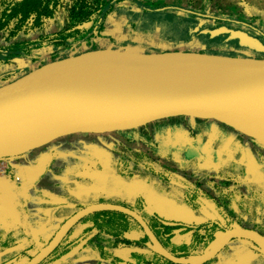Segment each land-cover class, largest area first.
Wrapping results in <instances>:
<instances>
[{"label":"flooded vegetation","instance_id":"af4514ba","mask_svg":"<svg viewBox=\"0 0 264 264\" xmlns=\"http://www.w3.org/2000/svg\"><path fill=\"white\" fill-rule=\"evenodd\" d=\"M189 5L167 2L158 9L178 11L181 16L196 11L199 16H187L184 23L189 31L188 23L201 24L190 38L204 29L225 25L264 43V22L254 25L257 15L247 27L227 22V17L201 14ZM65 16L64 11L60 27ZM151 24L161 40L156 22ZM122 32L121 42L133 38ZM152 35L134 39L150 40ZM106 37L112 36L103 34L97 39ZM18 39L37 38L21 37L20 33L10 42ZM95 45L101 47L97 41ZM84 50L90 49L76 47L52 58V48L42 47L33 51L34 61L23 57L17 64L1 65L0 74L15 70L10 81L47 61ZM233 50L264 56L246 47ZM150 125L152 130L136 136L134 128L118 131L123 139L117 145L95 142L101 146L93 147L80 142L83 146H58L34 155L35 149L29 153L33 157L21 160L25 166L14 180L25 188L14 199L18 201V211L12 216L16 225L0 228V264H29L68 218L93 204L132 210L176 256L200 253L217 231L247 229L264 237V141L217 120L193 116L167 117L140 127ZM7 216L11 218L10 213ZM147 241L143 226L127 211L93 210L81 215L57 245L33 264H178L151 250ZM254 245L258 246L254 240L233 237L202 264H240L247 261L242 256L246 252L258 254L264 261V254Z\"/></svg>","mask_w":264,"mask_h":264},{"label":"water","instance_id":"95a60500","mask_svg":"<svg viewBox=\"0 0 264 264\" xmlns=\"http://www.w3.org/2000/svg\"><path fill=\"white\" fill-rule=\"evenodd\" d=\"M202 32L211 38L226 34L224 40L264 55V43L242 29ZM173 116L214 119L264 141V56L99 47L47 61L0 84V160H14L70 134L124 131ZM100 209L130 213L143 226L147 246L174 263L202 264L233 237L254 240L253 247L264 254L263 236L233 229L215 232L200 253L176 256L132 210L93 204L68 218L29 264L46 256L81 215Z\"/></svg>","mask_w":264,"mask_h":264},{"label":"trees","instance_id":"16d2710c","mask_svg":"<svg viewBox=\"0 0 264 264\" xmlns=\"http://www.w3.org/2000/svg\"><path fill=\"white\" fill-rule=\"evenodd\" d=\"M166 4V0H0V34H5V40L8 42V44L0 45V66L9 63L17 64L23 57L34 61L33 51L47 46L52 48V58L60 52L64 53L76 47L95 49L97 47L95 42L103 35L110 18H124V30L129 37H133L118 43L125 47L137 43L143 44L134 37L143 38L142 35H151L155 27L151 24L152 22H156L158 26L162 43V36L166 34V29L170 31L172 27L175 28L174 31H177V36L180 34V37L184 36V39H187L193 32L191 29L187 30L188 27L184 26V23L188 18L199 16V14L196 11L195 13L187 11L183 12L185 16H181L178 11L158 9ZM59 9L65 11V21L54 33L41 35L37 39H18L10 42L20 33L42 30L45 21L53 19ZM261 12L256 15L260 18V22H264V10ZM140 19L148 21L144 23L139 21ZM230 21L227 20V22ZM244 22L249 23L247 20ZM170 23L172 25H169ZM193 37L198 38L204 46L230 47L232 46L230 44H233L234 48H242L237 46L235 40H223L224 36L211 38L208 33L200 32ZM109 38L112 37L102 39ZM13 71L15 70H7L0 74V81L11 79Z\"/></svg>","mask_w":264,"mask_h":264},{"label":"rangeland","instance_id":"374dc122","mask_svg":"<svg viewBox=\"0 0 264 264\" xmlns=\"http://www.w3.org/2000/svg\"><path fill=\"white\" fill-rule=\"evenodd\" d=\"M166 2L168 3H177V4H186L189 3V8H197L199 9L198 12H200L201 14H210V15H217L220 17H227L229 20H231L233 23H240L242 25H246V26H251L250 23L248 22H244L245 20L247 21H251L252 17L256 14H261V10H264V0H166ZM63 14H64V10H58V12L56 13L55 17L53 19H48L46 20L44 27H43V31L39 32V33H32V32H26L24 34L21 33V37H31V38H38L37 36H41L43 34H46L47 32L50 34V32L52 33L53 31L57 30V28L60 27V22L63 18ZM231 16V17H229ZM243 19V20H241ZM124 21V18L121 17L120 19H109L107 22V24L109 25L108 27L105 28V30L103 31V34H107V35H111L112 38L109 39H102L100 38L99 40H97V42H99V45H101V47H110L112 46L111 44L114 43L113 45L115 47H117L116 45H118L119 42H121L122 40V23ZM260 18H258L257 16H255L254 19V25H257V23H259ZM208 22H212L211 20H208ZM169 25H172V23H170ZM196 25V24H191L188 23V26H191V32H194L197 30V28L200 26ZM111 26V27H110ZM220 26H225V25H220ZM218 26V27H220ZM110 27V28H109ZM228 27V26H227ZM262 27L264 28V24L262 25ZM261 27V28H262ZM124 30V29H123ZM175 28H171L170 31L168 30V28L166 29V34L162 36V41L157 40V36H158V32H157V28L154 29L153 31V35L151 37L150 40H141L139 42L141 43H137L134 44L132 46H122L120 45L121 48L125 47V48H132V49H140L143 51H152L157 49L158 47H160V50H173V49H187V50H191L193 49H197L198 51H204V52H209V51H214L216 53H221V54H233V55H246V54H240V53H236V50H233V44H230L232 46L230 47H217V46H210L211 48L209 49L207 46H204L198 39H195L193 37H187V39H184V36L180 37L177 36L178 34L177 31H174ZM125 32V30H124ZM172 32V33H171ZM223 36V35H222ZM221 35L218 37H222ZM5 34H0V45H5L8 44V42L4 39ZM180 37V38H179ZM225 38V37H224ZM117 43V44H116ZM113 46V47H114ZM118 48V47H117ZM224 48H228L230 49L229 52H226V49ZM225 52V53H224ZM73 53V52H72ZM74 54V53H73ZM71 54V55H73ZM252 54V53H250ZM63 54H61L59 57H62ZM8 81V80H7ZM6 82V81H5ZM4 83V81H0V84ZM152 130L151 125L149 127H137L132 129V134L134 136L136 135H140L142 134L143 130ZM122 136L121 133L118 131H112V132H106V133H101V134H84V133H75V134H70L67 136H63L60 137L56 140H54L51 143H48L44 146H42L41 148H37L34 152L36 154H39V152L41 150H50V148H54V147H58V146H78L79 143L81 142L82 144L87 143L88 145L86 146H101V144H96V143H106L109 145L110 143H113L115 145H117V142H121L122 140ZM96 142V143H95ZM80 143L81 146H83ZM33 152V153H34ZM8 177H0V179H5ZM5 180H3L2 184H5L7 182H4ZM8 186L4 187L7 188ZM8 189V188H7ZM11 191V190H10ZM9 192V191H8Z\"/></svg>","mask_w":264,"mask_h":264},{"label":"crops","instance_id":"0c3cea01","mask_svg":"<svg viewBox=\"0 0 264 264\" xmlns=\"http://www.w3.org/2000/svg\"><path fill=\"white\" fill-rule=\"evenodd\" d=\"M123 29L124 28L122 25L121 30L124 31ZM159 48L160 47L152 51L147 50V52L161 51ZM191 50L197 51V49H193V48ZM30 152H27L26 154L14 160L4 161V163L7 165V168L5 171L6 172L5 177H8V178L0 179V228L5 229L8 227H11L12 225L14 226L16 225V223L12 221V216L14 215V213H16V211H18V208H17L18 201L14 199L17 197V193L21 192L22 188H25V186H21V182L14 180V178L16 179L17 177V179H19V176H18L20 174L19 171H21L25 166V162L21 160H24L25 158H28V157H33V154L34 155L36 154L35 152L33 154H29ZM3 180H5L4 182H7V183L2 184ZM6 186H8L7 187L8 189L4 188ZM17 198H19V196ZM7 213H10L11 218L7 216ZM4 240L5 238L2 237V241ZM242 256L244 259L246 257L247 261L246 262L242 261L243 263H240V264H264L263 259L260 256H258V254H254L252 252H246Z\"/></svg>","mask_w":264,"mask_h":264},{"label":"built area","instance_id":"2783aa9c","mask_svg":"<svg viewBox=\"0 0 264 264\" xmlns=\"http://www.w3.org/2000/svg\"><path fill=\"white\" fill-rule=\"evenodd\" d=\"M114 43H112L110 47H113ZM117 44V43H116ZM117 47H120V44L116 45ZM114 46V48H117ZM5 160H0V177L4 178L6 176V168H7V165L4 163Z\"/></svg>","mask_w":264,"mask_h":264},{"label":"bare ground","instance_id":"6f19581e","mask_svg":"<svg viewBox=\"0 0 264 264\" xmlns=\"http://www.w3.org/2000/svg\"><path fill=\"white\" fill-rule=\"evenodd\" d=\"M116 63L119 64V65H121V66H124V64H125V62H124L123 60H119V61H117ZM99 64H100V62H97V61L94 62V65H95V66H97V65H99Z\"/></svg>","mask_w":264,"mask_h":264}]
</instances>
